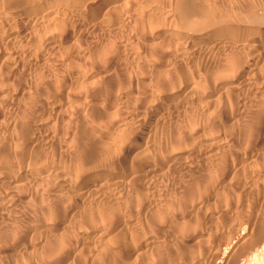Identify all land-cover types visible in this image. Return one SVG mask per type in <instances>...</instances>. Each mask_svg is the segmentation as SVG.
<instances>
[{"label":"rangeland","instance_id":"rangeland-1","mask_svg":"<svg viewBox=\"0 0 264 264\" xmlns=\"http://www.w3.org/2000/svg\"><path fill=\"white\" fill-rule=\"evenodd\" d=\"M3 1L4 0H0L2 4H6ZM5 1L7 2V0ZM23 1L21 4L28 3L27 0H25V2ZM28 1L32 2L36 0ZM57 1L63 2V0ZM64 1L67 2L69 0ZM137 1L134 0L133 2V9L135 10H139L141 7L140 5L144 2V0ZM154 1L159 3L156 4ZM154 1L153 2L155 5H158V7L155 9L153 17H159V27L168 29L169 32H167V34L175 39L180 38L181 36L180 39L185 38L184 40H186L189 34H209L212 31L211 29L219 26L221 23H228L231 25L233 24L234 26L238 27L239 30L249 32L263 31L264 28V0ZM60 7L64 6L60 5ZM157 9L161 11H157ZM166 11H168L167 14L169 16L171 15L170 17H166ZM126 27L128 28L130 26ZM126 27L121 28L123 35H121V32V34L119 33V35L123 37H120L123 39H120L122 42L120 44H118L120 42L118 41L119 35L109 36V38L106 37V35L105 37H101L99 34H91V36H86L79 45H75L71 51L67 52L70 55H68L65 51H61L62 53L60 52L55 55L58 57H48L50 59L45 60V64H48L46 66L47 70L44 69L45 67H43L42 70L44 71H41L44 74L40 71H37L39 74H36L35 72L34 74L29 75L30 73L28 74L27 71L24 70L25 68H23L14 74L13 78L17 79L15 83L11 82V85H8V87L6 86L7 88L0 89V164L4 166H12V168L16 171L26 170L29 169L33 163L37 162V156L40 155L43 160L42 164L44 165L48 163L49 169L48 172L45 173L46 176L40 182L37 184H27L24 185V187L22 186L18 188L17 190L15 189V191H12L10 195L5 198V202L2 203L3 205L0 204V264H57L58 262V264H74V262L75 264H102V262L103 264H158L159 262V264H175V262H177L176 264H220L221 258H219V252H221L223 248L227 246L225 244L231 243L233 240L234 242L238 241V236L241 235V232H246L247 234V240L245 241L246 244L244 243V246L242 245V247L234 254V256H232L225 264H264V234L261 238V241L257 240V237L260 233L259 227L264 223V48H259L257 50H261L260 52H262V58L259 65H257L255 71L252 74V83L241 88L237 93H235L233 89L235 88L236 83L233 81L236 79L235 77L238 75L239 71L234 67H237L239 64L243 65L248 57H250L251 49L246 48L243 50L232 47H222L216 49L215 47L212 48V43L208 44L206 39H203L202 41L201 39L195 38L194 45H200L197 47H202L203 51L208 48L206 50V56L198 57L197 59V57L189 55L179 56L180 53H174V48H171L173 47L171 44H169L171 45L170 47L167 42L162 41L163 39L159 38L156 41L157 46L156 44L154 46L156 49H154V47H145L144 45L143 47L142 45L138 44L140 47L142 46L141 48H143V50H141L138 48L139 46L137 44H135V46L133 43H131L138 33L137 28L133 26L135 29L134 31L132 26L130 28L133 30L130 28V30H126ZM252 29H254V31ZM130 31H132V33ZM186 34L188 35L185 36ZM127 40H131L129 43L132 48L135 47L134 49L127 47V45L130 46L128 42L126 44ZM158 40H160L163 44L159 45L160 41L158 42ZM114 42H117V44L120 46L121 44L123 46L126 45L124 47L121 46L124 48V50L126 48L131 52L136 50L135 52H132V54L135 55V57L132 55V60L137 57V59H135L136 61L126 63L120 67H109L106 61L95 64V66L86 68L83 67L84 63L87 61L86 59L88 55L93 53L95 56H102V52L106 53L107 50H104L108 48L109 45L114 44ZM101 45H103L102 48ZM162 45L166 47L164 48ZM208 45H210V48L212 49H210ZM168 46L170 47L169 50ZM88 51L92 52L90 53ZM85 52L87 55L84 54ZM165 52L167 53L168 59L165 56ZM175 56L178 58V60L177 58H173ZM82 59L84 60L80 61ZM138 59H140L139 62ZM181 59L183 61H181ZM48 60L50 62H47ZM175 60H177V62ZM171 61L173 63H171ZM74 65H79V68L82 66L80 69L85 70L84 73H88V76H90V74L93 75V79L95 80L92 82V86H89L88 88V86L84 85L74 88L72 92L68 94V97L66 96L64 98V113L61 112L58 116H54L55 118L52 117L42 129L36 128L35 125H33L35 124V118L33 119L30 114V110L33 109L31 108L33 107V100H36L39 96L43 95V91L46 90L47 86L53 87L52 85H49L51 82H54L55 84L57 81L59 82L57 79L61 78L64 80L71 77L72 74L77 70V66ZM139 69H141L140 72ZM43 75H45V79L43 78ZM61 79L60 81H62ZM122 80H124L125 86L124 83L122 84ZM36 81L38 82L36 83ZM45 81H49L50 83ZM213 81L214 83H212ZM180 84L181 86L182 84L183 86L191 84L192 88L195 86V91L196 89L197 91L202 89L201 91L203 92L209 91L211 89H219V91L222 92L226 91V96L224 95L225 97L223 98L220 97L210 109H207V112L206 109L203 108L199 109L194 106L191 107L187 111L185 117H181L178 121L174 122L175 125L173 123V125L170 127L173 130L168 128L167 130H164L165 132L162 131L160 132L161 134H158L157 141L167 145L168 151L172 152L170 157L165 158V163L163 165L164 170L162 171L163 174H161V176L155 177L153 181H151L150 177L143 179L138 178L136 179V182V180L131 176L134 171L140 169V167L136 166V164L139 160H141L142 157L136 159L132 165L124 169V173L126 174L117 173V176H125L124 179L127 182L125 191L123 193L124 198L122 202H124V204L132 200L137 202L139 198L146 197L145 199H147L148 208L145 213L138 215L139 217L136 215L139 219L137 218V220H135L136 223L133 226H127L122 221L120 225H111L110 228H108L109 230H107V232L110 233V231L114 230L116 227L114 232L115 235L110 240L119 235L117 237V241L116 238L113 240L114 242L116 241L118 245L119 242L121 243L122 239L128 235L127 232H131L129 235H133L132 233L134 231L136 232L135 229L137 227L138 230H141V232L139 233L138 231L137 233L139 234L134 233V235H138L137 237L134 236L135 239L143 238L144 234L148 232L152 233V240H155L156 243L151 249H148L146 254H143L142 252V254L138 257L120 259L117 255V243L115 242V246L113 241H109V243H107L106 239H103L101 236L99 238L102 239H99L97 238L99 234L94 233L91 235L92 239L97 238L98 240L95 239V241H93L90 239L91 243L82 248L80 246V239L83 233L86 231H93L94 229L101 227L99 226V223L102 224V226L104 223L103 218L100 216H98L99 218L97 221H91L92 216L99 215L101 209L103 208L107 212H114L116 210H118V213L122 212V214H118L120 216L119 218H121L125 215L123 210H125L126 206H122V204V207L116 205L121 207V209H118L116 206L112 207L110 204L113 205V201L111 199L113 195H110L111 197L109 196L110 198L108 199L109 193H106L105 197H102L101 199V196L97 194V199L100 205L96 207L93 205H86L82 207L83 210L80 209L75 216L77 218L72 217L73 221L71 223L74 228L72 226L70 228L69 224L71 223L68 221L69 217H62L64 213L63 211L66 207L64 205L67 203L68 198L64 196L58 197L56 199L51 196L53 190L59 184L60 179L58 178L62 179L65 177L63 172L64 169H70L71 171L75 169L74 173L86 169L88 166H83L82 163L85 157L94 156L96 153L97 154L95 156H101L113 147L116 138L118 139L121 135H124L122 131L123 126L121 124H123L125 121H128V125L125 129H127L126 135L130 134L128 132L133 131L135 127H138L137 119L139 118L140 120V118L147 117L144 115L142 110L144 108H148V106H150L158 97H166V95L171 91L181 87ZM123 86L128 87L126 90L131 95V100L129 99V101L125 103L122 102V99L120 98L122 90L119 91V89L123 88ZM232 86L234 88H230V90L229 87ZM24 89H27L28 92L25 94L24 98H22L21 93L25 91ZM107 89L111 92L112 90L110 89H114L113 96L116 98H113L112 96L110 98L111 101L113 99L112 102L109 101V95L112 93L109 91L106 92ZM227 92L232 94L230 95L232 98H229V100L227 99L228 101L226 100V97L228 98L226 94ZM105 93L108 97L105 96ZM107 93L110 94L108 95ZM101 95L105 96L106 99L104 97L103 98L105 100L108 99L110 103L107 102L109 105L104 104V108L100 113V118L97 119L93 116V113L90 112V110L86 109L88 108V103H90L91 99H94L93 96H98L95 97L97 102L100 100V103H105V101H102L101 97H99ZM87 96L90 98V101L89 99L87 101ZM18 103L20 104L19 106ZM135 110L137 112L139 111L143 113L141 117L140 113L136 114L137 112ZM226 113L227 115H231L230 117L232 118L225 119ZM130 115H134V117H131ZM192 115L194 116L193 118ZM136 116H138V118ZM104 117L106 118L104 119ZM194 118H200V121L197 122V119ZM202 121L207 124V127L209 125L208 128L206 127V124L204 125L206 127L205 129H207L205 130L207 137L203 136L204 132L200 133L198 130V128L201 127L199 125L202 123ZM211 126L213 127V132L211 130ZM26 127L29 128L26 129ZM92 128L94 130H92ZM209 128L210 131L208 130ZM214 130L217 133H215ZM38 131H40V133ZM105 131L107 133H105ZM87 132L88 134H91L88 135ZM182 133H186L188 135L187 137L190 139H198L197 141L199 142L201 140V142L209 141L213 139L210 138L214 137L212 135L217 134V139L213 143L215 147V149L214 147L213 149L215 151L213 150L204 156V150L202 149L201 156H198L200 154L199 151H197L198 146H193L191 143L188 144V147H185L181 150L178 149L180 148L178 144H176V146L170 145L172 142V137H179V135H182L181 137L185 136ZM207 133H210L211 136H208ZM199 134H202V136ZM219 137L222 140L219 139ZM256 137H258V139ZM36 138L39 139L37 145H35L33 143L34 141H32ZM88 140L89 143L91 141L92 144H89ZM216 141H218L217 144ZM218 143H220L219 146ZM90 145L91 147H96H92L91 149ZM169 149H171V151ZM176 150L178 152H176ZM255 151H258L259 155L258 158L254 157L253 159L251 154L256 153ZM175 152L177 155H175ZM36 153L37 156H35ZM169 168L171 170H169ZM51 169H53L52 172L54 174H52ZM119 169L120 168L118 167L114 170L119 171ZM57 173L58 176H61H57L58 182L55 179ZM127 174L129 176H127ZM49 185L51 186V189H48L50 187ZM40 186L41 188L39 189ZM46 187L48 188L46 189ZM6 190V188H3V191ZM41 190L42 192L44 191V193H42ZM46 193H49V196H46ZM36 194L38 196H36ZM2 196H6V194L2 192ZM66 198V201H62ZM93 201L94 203H98L95 200ZM102 203H104L105 206L102 205ZM86 207L91 209V217H89L90 215L89 212H87L88 209ZM93 207L98 208L95 209ZM52 208L54 212L52 211ZM98 209H100L99 213ZM55 210H58L59 212H55ZM82 211L84 212L82 213ZM94 211L98 214H96ZM79 217H82V219L80 218L79 220ZM83 217L85 219H89H86L88 224L92 222V224H89V227H91V225H95L94 229L93 226L92 229L87 227L88 224H86ZM77 219L80 221V223H77L79 222ZM58 220H62L63 224H58V226ZM81 223L85 228L82 227ZM66 224H68V227L70 228L69 230ZM47 226L50 231L56 233L51 237L44 239L42 232L46 230L45 227ZM104 226L108 225L105 223ZM104 226L103 228H106ZM143 226L146 227V229L144 228V231L142 230ZM149 226L150 229L147 228ZM80 227H82L81 229L83 230H81ZM121 227H123L122 230ZM76 228L78 231L77 233L74 232L76 230L73 231V229ZM132 229L134 231H131ZM151 230L154 231L152 232ZM64 231L68 236L70 235V232L75 234H73L74 236L72 237H70L71 235L69 237L67 236L69 238L68 239L64 234ZM125 233L127 234L124 236L123 234ZM59 235H61V237H59ZM120 235H122L123 238H120L119 241V237H121ZM71 238H75V243L72 241L73 239L71 240ZM69 242L70 244L73 243L71 244V247L70 244H68ZM63 243L64 246L68 244V246H65L67 247L66 249L64 246L61 247L62 249L59 248ZM110 243H113L112 246ZM104 244L106 246H104ZM96 247L99 249H96ZM100 247L101 251L104 252H99ZM246 247L248 249H246ZM94 248L98 250V252L96 250L93 251ZM102 248H105L106 251L102 250ZM247 250L248 252H246ZM81 251L84 253H81ZM86 251H90V253L94 252L95 254L93 253L94 255L91 256V258L88 256L89 254L87 255L89 252ZM77 253H79L81 256H77L76 258ZM56 255L58 256L55 257ZM84 255H87V258L89 259H87ZM53 256L55 258H53ZM174 258H176V260H174ZM104 261L107 262L105 263Z\"/></svg>","mask_w":264,"mask_h":264},{"label":"bare ground","instance_id":"bare-ground-1","mask_svg":"<svg viewBox=\"0 0 264 264\" xmlns=\"http://www.w3.org/2000/svg\"><path fill=\"white\" fill-rule=\"evenodd\" d=\"M22 1L23 0H14V1L7 0V2H8L7 3L4 0L3 2H5L6 4H2L0 2L1 3L0 4V89L7 88L8 85H11V82H14L15 83L17 79L16 78H13L14 74H16L19 70H22L23 68H25L24 70L27 71L28 74L30 73L29 75L34 74L35 72H36V74H39L37 71H40V72L41 71H44L42 69H43V67H45L44 69H46V66L48 65V64H45V60L50 59L48 57H53V56L57 55L58 53H60L61 51H65L66 53L69 52V51H71L72 48L75 45H79L86 36H91V34H99V36H101V37L102 36L105 37V35H106V37L115 36V35H119V33L121 32V28L122 27H126V26H130V27L131 26L132 27L134 26L138 30V33L136 32L137 33L136 36L134 35L135 36V39L133 37L134 40H132V41L130 40L131 43H133L134 45L135 44H137V45L140 44L142 46L144 45L145 47H149V48L151 47L152 48V47L155 46L157 39L161 38V39H163L162 41L167 42L168 45L171 44L173 47H171V45H169V46L171 48H174L173 49L174 50V53H176V54L180 53L179 56L180 55H189V56L197 57V59H198V57H205L206 56V53H207L206 50L208 48L207 49L205 48L206 50L204 49L205 51H203L202 50L203 49L202 47H197V46H200V45H197V46L194 45V39L195 38L196 39H201L202 41H203V39L204 40L206 39V42H208V44L209 43H212V45L211 44L210 45L212 46V48L215 47L216 49L222 48V47H229V48L232 47V48L243 49V50L246 49V48L251 49L250 57H248V59L243 63V65L239 64L237 67L236 66L234 67L239 72L237 71L238 72V75L235 77L236 79L233 81L234 83H236L235 88L232 86V87H229V89L230 88L231 89L234 88L233 90H234L235 93H237L241 88H243V87H245L247 85H250L252 83V81H253L252 74L255 71L257 65H259V63L261 61V58H262V52H260L261 50L260 51H257V50L259 48H264V28H263V31L261 30L259 32H249V31L239 30V28L236 27V26H234L233 24L231 25V24H228V23H221L219 26L211 29L212 31L209 34H207V33L199 34V35L189 34V36H187L188 34H186L185 36L188 37L186 40H184L185 38L184 39H180L181 36H180V38L175 39V38H173V37H171L170 35L167 34V32H169L168 29L159 27V23H160L159 17L158 18L157 17H153V13L155 12V9L158 7V5H155V3L156 4L159 3V2H155L154 0L153 1L155 3L153 1H145L144 0V2L140 5L141 7H140L139 10L133 9V2H134V0H69L67 2H65L64 0H63V2H59L57 0H54V1H50V0L49 1H47V0H45V1H43V0L37 1L36 0V1L29 2L27 0L28 3L21 4ZM23 2H25V0ZM138 4H139V2H138ZM60 5H62L64 7H60ZM157 11H161V10H158L157 9ZM167 12L168 11H166V13H165L166 14V17L169 16L167 14ZM170 13H172V12H170ZM159 14H160V12H159ZM159 14H158V16H159ZM130 27H128V28L126 27V30H130V29L133 30L134 29V27H133V29L130 28ZM252 30L254 31V29H252ZM134 31H135V29H134ZM130 32L132 33V31H130ZM173 32H175V31H173ZM207 32H208V30H207ZM121 35H123V33ZM121 35H119V37H118L119 40L118 41H120V39L123 38V37H121ZM182 35H184V34H182ZM191 39H193V40H191ZM121 40H123V39H121ZM128 40L126 41V44L128 42V44L130 45V43H129L130 41H128ZM159 41L160 40H158V42ZM109 42H112V41H109ZM124 42H125V39H124ZM165 42H164V44H165ZM105 43H106V41H105ZM120 43H122V42L120 41L118 44H120ZM83 44H82V46H83ZM118 44H117V42L116 43L114 42V44L109 45V47L104 50V51L107 50L106 53L105 52H102L103 53V55L101 54L102 56H98V55L95 56L93 53H91L92 51L91 52L88 51L91 54L87 56V59H86L87 61L85 60L86 63H84L83 67L86 68V67L95 66V64H99V63H102V62H105V61H106V63H108L107 65H109V67H111V66L112 67L113 66H116V67L119 66L120 67L121 65H125L126 63L136 61L135 59H137V57L134 58V60H132V55H133L132 52H135L136 50L135 51L133 50L132 52L129 49H127V48L124 50V48H122V47H124L126 45L123 46L121 44V46H122L121 47ZM160 44H163V43H161V41H160L159 45ZM140 45H138L139 47L138 46L137 47L140 48L141 50H143V48H141L142 46L140 47ZM210 45H208L209 48L211 47ZM102 46L103 45H101V48H102ZM156 46H157V44H156ZM169 46H168V50L170 48ZM127 47H131L132 48L131 45L130 46L127 45ZM134 48H132V49H134ZM212 48H210V49H212ZM154 49H156V48L154 47ZM138 51H140V50H138ZM213 51H214V49H213ZM67 54L70 55L69 53H67ZM84 54H86V52ZM134 54H136V53H134ZM138 54H140V53H138ZM133 56L135 57V55H133ZM165 56L167 58V53H166ZM55 57H58V56H55ZM173 58L176 59L177 57L175 56ZM182 59H183V57H182ZM182 59H181V61H183ZM83 60L84 59H82L80 61H83ZM139 60L140 59H138V62H139ZM148 60H149V57H148ZM177 60H178V58H177ZM177 60H175V61L177 62ZM201 60H202V58H201ZM141 61H144V60H141ZM181 61H180V63H181ZM47 62H50V61L48 60ZM171 63H173V62L171 61ZM156 64H157V61H156ZM74 66H77V65H74ZM78 66H77V68L76 67L75 68L77 70L78 69L79 70L77 71L75 69L76 71L68 79H64L63 80V79L60 78L62 81H60V79H57V80H59V82L58 81L57 82L55 81L56 82L55 84H54V82H51L50 83L49 81H45V82H49L50 83L49 85H52L53 87L47 86L46 90L43 91V95L39 96L36 100L35 99L33 100L34 101V103L32 104L33 107H31L33 109H31L29 107L31 109L30 110V112H31L30 114H31L32 118L33 119L35 118V122H34L35 124H33V125H35L36 128L42 129L43 126L46 125V123L49 122L48 120H50L52 117H54L56 115L58 116L61 112L64 113V109H63L65 107L63 105L64 104L63 101H65L64 98L66 96L68 97V94L70 92H72V90L74 88H77V87H80V86H84V85L85 86H88V88H89V86H92L91 84L95 80V79H93V75L89 73L90 76H88V73H86V72L84 73L85 70L80 69L82 66L80 68ZM174 67H175V65H174ZM223 67H224V65H223ZM140 70L141 69H139V72H140ZM220 70H222V69H220ZM147 71H148V69H147ZM167 71H169V70H167ZM41 73H43V72H41ZM189 74H190V72H189ZM123 75H124V73H123ZM146 75H148V74H146ZM46 76H47V74H46ZM43 78L45 79V75H43ZM223 78H225V77H223ZM120 79H122V78H120ZM51 80H52V78H51ZM122 81L121 82L123 84L124 83V80H122ZM37 82L38 81H36V83ZM212 83H214V81ZM183 84H182V86L180 84L181 87H179V88L171 91L169 94L166 95V97H164V96L163 97L162 96L161 97H158L156 100H154V102L150 106H148V108H144V109L142 108L143 109V110L141 109L142 112L147 117L140 118V120H139L138 116H136L138 118L137 119L138 127H135L133 129V131L128 132L130 134L126 135L127 129H125L126 126L128 125V121H125L123 124H121L123 126L122 131H123L124 135H121L118 139L116 138V140L114 141L113 147L110 148L106 153L102 154L101 156H99V157L98 156H95L97 154L96 153L94 156L85 157L83 159V162L82 163H83V166H88L86 169H83V170L78 171V172H75V173H74L75 169L73 171H71L70 169H64L63 172H64L65 177H63L62 179L61 178H58L60 176V175L58 176V173L56 175V178L54 177L56 180H57V178L60 179V180H59L58 186L57 187L55 186L56 188L53 190V193L51 194V196L54 197V198H56V199L58 197H64V196H66L68 198L67 203L65 202L66 204L64 205L66 207H65V210L63 211L64 212L63 213V216L61 214L60 215L63 218L69 217L68 218V221L70 223L73 221L72 217H75L77 215V213L79 212V210L82 209V207H84L86 205H88V206L89 205H91V206L93 205L95 207L100 205L99 204V201L97 199L98 198L97 197L98 196L97 194H99V196H101V199H102V197H105V194L106 193H109L108 199L111 197L110 195H113V197L111 198L112 201H113V205L110 204L112 207L113 206L115 207L116 205L121 206V204H122V206H126V208L124 207L125 210H123V213L125 212L124 213L125 215L123 217H121V218H119L120 216L118 214H122V212L121 213L120 212L118 213V210H116L114 212H109V211L107 212L105 209H103V208L101 209L100 208L101 209V212H100V209H98V213L100 212L99 215L92 216V218H91L92 220L91 221H97V219L99 218L98 216H100L104 220L103 226L105 225V223L108 225V226H104L106 228H103L102 224H100V223H99V226H101L102 229L99 226H98L99 228L94 229V226L95 225L94 226L91 225V227H89V224H92V222L88 224V222H86V219L87 218L85 219L83 217V219L85 220L86 224H88L87 227H89L90 229H92V226H93V229L94 230L93 231H86V232L83 233V235H82V237L80 239V246L82 248L86 247L88 244L91 243V240H90V239H92V236L91 235H93L94 233L95 234H99V236L97 238H99L101 236L103 239H106L107 243H109V241H113L115 238H116V241H117L118 240L117 237L119 235L118 236H115V238H113L112 240H110L115 235L114 232L116 230V227L114 228V230L110 231V233L107 232V230H109L108 228H110V226L111 225H114V224H117L116 226H118V225L121 224L122 221L127 226H131V225L133 226L136 223L135 220H137V218L139 217L138 215H140V214L142 215L143 213H145V211L148 208V202H147V199H145L146 197L145 198H143V197L139 198V200L137 202L136 201H133V200L126 202V204H124V202H122V200L124 198L123 197V193L125 191L127 182L124 179L125 176L124 177L123 176H117V173L118 174L119 173L126 174V173H124L125 172L124 169L127 168L128 166L132 165L136 159L142 157L141 160H139L137 162V164H136V166L140 167V169L137 170V171H134L132 173V176L131 177H133L135 180L138 179V178L143 179V178L150 177L151 178V181H153L155 177L161 176V174H163L162 171L164 170L163 165L165 163V158L166 157L167 158L170 157V154L172 152H169L168 151V149H167L168 146L167 145H164V143H162L160 141H157L158 134L160 132L164 131L165 129L167 130L168 128H170L173 125V123L176 122V121H178L181 117H185L187 111L191 107L194 106V107L199 108V109H202L203 108V109H206V112H207V109H210L213 106V104H215V102L220 97L223 98V97L226 96L225 95V92L226 91H223L222 92V91H219V89H216V90H214V89L212 90L211 89L209 91H204V92L201 91L202 89L201 90L198 89L201 92L197 91V89H196V91H197L196 92L194 90L195 89L194 88L195 86H193V88H192V85L191 84H190L191 86L188 85V84L185 85V86H183ZM124 86H125V83H124ZM124 86H123V88H120L119 91L122 90L120 98L122 99V102L125 103V102H128L129 101V99L131 98V95L126 90L128 87H124ZM216 86H217V84H216ZM110 90H112V92L109 91L108 89H107L106 92L109 91V92L112 93L111 95H109L110 93H107L109 95V101L112 102L113 99L111 101L110 98L114 94V91H113L114 89H110ZM230 90H228V91H230ZM27 92L28 91L26 89L23 93H21L22 94L21 95L22 98H24V96H25V94ZM226 94L228 96V98L226 97V100L227 99L229 100V98H232V96L230 97V95H232V94H229V92H227ZM102 95H104V94H102ZM102 95L99 96V97H101V100L102 101H105V103L104 102L103 103H100L101 101L98 100V99H97L98 100V102H97L95 100V97H98V96H93L94 99H91V101H90V98L87 96L88 97L87 98V101L89 99L90 103H88L89 106H88V108L86 110H90V112L93 113V116L95 118H97V119L100 118V113H101V110H103V108H104L103 107L104 104H108L109 105V103H110L108 101V99L105 100L106 99L105 96H107L106 93H105V96H102ZM16 97H18V96H16ZM113 98H116V97L113 96ZM150 101H152V100H150ZM107 102H109V103H107ZM119 103H120V101H119ZM19 105L20 104L18 103V106ZM22 106H23V103H22ZM28 110H27V112H28ZM142 112H139L138 111L136 114H139L140 113V117H141V115L143 114ZM83 114H85V113H83ZM230 116L231 115H227V113H226L225 119L232 118ZM131 117H134V115L131 116ZM193 117L194 116L192 115V118ZM105 118L106 117H104V119ZM59 119H60V117H59ZM194 119H197V122L200 121V118H194ZM129 120H130V118H129ZM130 122H132V121H130ZM205 124L206 123H204L202 121V123H200V125H199L201 127L198 128V130H199L200 133L201 132H204L203 133V136L204 137H207V135L205 134V130H207V129H205L207 127V124H206V127L204 126ZM174 125H175V123H174ZM131 126H133V125H131ZM208 127H209V125H208ZM27 128H29V127H26V129ZM81 128H83V127H81ZM170 129H172V128H170ZM212 129H213V127L211 128V130ZM37 130H34V131H37ZM92 130H94V129L92 128ZM208 130L210 131V128ZM215 130H214V132L217 133L216 132L217 130L216 131ZM38 132L40 133V131H38ZM212 132H213V130H212ZM105 133H107V132L105 131ZM87 134H88V132H87ZM89 134H91V133H89ZM182 134L185 135L186 137L185 136L181 137L182 135H179V137L178 136H174V137H172V140H171L172 142L170 143V145H175L176 146V144H178V146L180 147L178 149L181 150V149H184L185 147H188V144L191 143L193 146H196V147L198 146L197 147V151H199V153H200L198 156H201L202 149L204 150L203 151V155L204 156H205V154H209L211 151H213L215 149L213 143L217 139V134H215L216 136L215 135H212L214 137H210V138H213V139H211L209 141H205V142L204 141L201 142L202 140L199 142V141H197L198 140L197 138H196L197 140L190 139L189 137H187L188 135L186 133H182ZM207 134H208V136L210 135V133H207ZM211 134H213V133H211ZM174 135H176V134H174ZM200 136H202V134ZM200 136H198V137H200ZM256 138L258 139V137H256ZM26 139H27V137H26ZM219 139H221V138L219 137ZM190 140H194V141H190ZM32 141H34L33 143L35 145H37L38 142H39V139L36 138V139H34ZM165 142H166V140H165ZM217 142L218 141H216V144H217ZM88 143H89V140H88ZM90 143H91V141H90ZM23 144H24V142H23ZM68 144H70V143H68ZM219 144L220 143H218V146H219ZM30 145H31V143H30ZM93 145H95V144H93ZM90 147H91V145H90ZM92 147L95 148L96 146H92ZM92 147H91V149H92ZM213 147H214V149H213ZM169 150L171 151V149H169ZM177 150H176V152H178ZM89 152L92 153L91 151H89ZM93 152H94V150H93ZM97 152H99V151H97ZM176 152H175V155H177ZM255 152L256 153H252L251 154V157L253 159H254V157H257L258 158V155H259L258 151H255ZM175 155H174V157H175ZM35 156H37V153H36ZM38 162H40V163H38ZM42 163H43L42 157L40 155H38L37 156V162L36 163H33L32 166L29 169H26V170L16 171V170H14L12 168V166H9V165H7V166L5 165L4 166V165H1L0 164V204L4 203L5 202V198H7V196L10 195V193L12 191H15V189L17 190L18 188H20L22 186L24 187V185H27V184H31V183L32 184H37L38 182H40L46 176L45 173L48 172V170H49L48 169V163L47 164H44V165ZM75 163H77V162H75ZM76 165H78V164H76ZM118 167L120 168L119 171H115L114 169L115 168H118ZM233 167H234V165H233ZM169 170H171V169L169 168ZM52 171H53V169H51V172ZM253 171H255V170H253ZM52 174H54V173L52 172ZM55 174H56V172H55ZM127 176H129V175L127 174ZM57 182H58V180H57ZM136 182H137V180H136ZM39 185H40V183H39ZM50 185H52V184H50ZM31 186H33V185H31ZM41 186L39 187V189L41 188ZM3 188H6L7 190L6 191H3ZM47 188L48 187H46V189ZM48 189H51V186ZM2 192H4L6 194V196H2ZM41 192H42V190H41ZM42 193H44V191ZM46 194H44V195L49 196V193H46ZM36 196H38V195L36 194ZM204 197H203V199H204ZM54 198H52V199H54ZM67 198L66 199H63L62 201H66ZM106 198H107V196H106ZM93 200L97 201L98 203H96V202L94 203ZM103 200H105V199H103ZM196 200H198V199H196ZM204 200H203V202H204ZM101 202H102V200H101ZM44 203H45V201H44ZM195 204H197V203H195ZM102 205L105 206L104 203H102ZM201 205H205V204H201ZM57 206H60V205H57ZM118 206H116V207H118ZM95 207H93V208H95ZM121 207H118V209L119 208L121 209ZM199 207H202V206H199ZM50 208H51V205H50ZM97 208H95V209H97ZM177 209H176V211H177ZM88 210H90V211H88ZM88 210H87V212H89V215H90L89 217H91V215H92V213H90L91 212V209H88ZM52 211H53V208H52ZM59 211H60V209H59ZM59 211L58 210H55V212H59ZM83 212L84 211H82V213ZM98 213H96V214H98ZM81 216H83V215H81ZM140 217H142V216H140ZM75 218H77V217H75ZM80 218L82 219V217H79V220H80ZM62 220H58L57 225L58 224L59 225L63 224L62 223ZM87 220H89V219H87ZM159 220H158V222H159ZM165 221H166V219H165ZM77 223H80V221L77 222ZM66 225L68 227V224H66ZM69 225H70V228H71V226L73 227L72 223L69 224ZM62 227H63V225H62ZM64 227L66 228L65 225H64ZM82 227H84L83 224H82ZM82 227H80V229ZM45 228H46V230L44 232H42L43 235H44V239H47V238L51 237L52 235H54L56 233V232L53 233L52 231H50L48 229V226L45 227ZM70 228L68 227V230ZM78 228H79V226H78ZM122 228L123 227H121V230H122ZM144 228L146 229V227L143 226V228H142L143 231H144ZM147 228L150 229V226L147 227ZM155 228H157V227H155ZM259 228H260V230L259 229L258 230L260 231V233H259V235L257 237V240L258 241H261L262 240L261 238H262V236L264 234V223ZM35 229H37V228H35ZM74 230H76V231H74ZM81 230H83V229H81ZM135 230H136V232L133 229L131 230V231H134L132 233L133 235H129V233L131 234V232H127L129 236L128 235L125 236L127 233L123 234L125 236L124 238L122 237V235H120L121 237H119V241H120V238H123V239H122L121 243L118 241L119 242V245L115 241L117 243V246H118L117 247V255H118V257L120 259H122V258H124V259L128 258L129 259V258H133V257H138L139 255L142 254V252H143V254H146V252L148 251V249H151L154 246V244L156 243L155 240H152L153 239L152 233H148V232L146 234H144V236L142 234L143 238H141V239L140 238L139 239L138 238L135 239L134 236H136V235H134V233L139 234L141 232V230H138V227ZM73 231L76 232V233L78 232L77 231V228L76 229H73ZM138 231H139V233H137ZM79 232H80V230H79ZM105 232H107V233H105ZM145 232H146V230H145ZM64 234L66 235L67 233L64 231ZM73 234H75V233H73ZM73 234L70 232V235L71 236L70 235L69 236L72 237V236H74ZM61 235H59V237H61ZM55 236H58V235H55ZM67 236L68 235H66V237ZM246 236H247L246 232H241V235L238 236V241L234 242V240H233V242H232L230 240L231 243L225 244L227 246L225 248H223V250L221 252H219V258H221L220 264H225L226 262H228V260L232 256H234V254L242 247V245L247 240ZM97 238H95V239H97ZM102 238H99V239H102ZM72 239L73 238H71V240ZM74 239L72 240L73 242H74ZM77 239H78V237H77ZM95 239H92V240L95 241ZM115 242L113 241L114 246H115ZM101 243H100V245H101ZM65 244H66V242H65ZM68 244H70V242ZM68 244L65 245V246H68ZM71 244H73V243H71ZM71 244H70V247H71ZM112 244H111V246H112ZM63 246H64V243L61 244V246L59 248L62 249L61 247H63ZM98 246H99V244H98ZM104 246H106V245L104 244ZM251 246H250V248H251ZM247 247H246V249H248ZM66 248L67 247H65V249ZM68 249H70V248H68ZM89 249L92 250L91 248H89ZM96 249H99V248L96 247ZM96 249L94 248L93 251L96 250ZM261 249H263V248H261ZM86 250H88V249H86ZM102 250H105V248H102ZM96 251L98 252V250H96ZM100 251H101V247H100L99 252ZM64 252H65V250H64ZM86 252H89V253H87V255L89 254L88 255L89 257H91V256H93L95 254L94 252H93L94 254L93 253H90V251H86ZM102 252H104V251H101L100 253H102ZM246 252H248V250ZM53 253H55V252H53ZM53 253H51V254H53ZM81 253H84V252L81 251ZM97 254H99V253H97ZM87 255L86 256L84 255V256L87 258ZM57 256L58 255H56L55 257H57ZM77 256H81V255L79 253H77L76 258H77ZM55 257L53 256V258H55ZM73 259H75V258H73ZM87 259H89V258H87ZM174 260H176V258H174ZM176 263L177 262H175V264ZM74 264H75V262H74ZM102 264H103V262H102Z\"/></svg>","mask_w":264,"mask_h":264}]
</instances>
